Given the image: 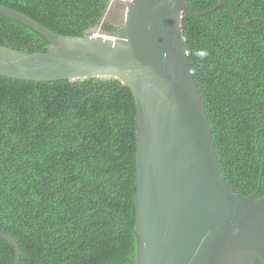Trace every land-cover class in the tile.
Listing matches in <instances>:
<instances>
[{"label":"trees","instance_id":"16d2710c","mask_svg":"<svg viewBox=\"0 0 264 264\" xmlns=\"http://www.w3.org/2000/svg\"><path fill=\"white\" fill-rule=\"evenodd\" d=\"M60 36L97 29L109 0H0ZM183 34L231 189L264 196V0H188ZM226 5L239 18L237 21ZM244 22V23H243ZM125 37L119 25L102 26ZM0 45L50 42L0 13ZM194 49H207L200 61ZM133 91L113 77L25 81L0 75V232L18 264H137ZM0 238V264H13ZM258 264H262L258 262Z\"/></svg>","mask_w":264,"mask_h":264},{"label":"water","instance_id":"95a60500","mask_svg":"<svg viewBox=\"0 0 264 264\" xmlns=\"http://www.w3.org/2000/svg\"><path fill=\"white\" fill-rule=\"evenodd\" d=\"M222 5L196 13L188 0H132L119 42L56 35L0 2L1 14L51 44L38 53L0 45V75L34 82L113 77L133 91L137 264H264V196L235 193L223 175L183 34L186 12L201 16ZM0 238L18 264L16 239L7 232Z\"/></svg>","mask_w":264,"mask_h":264},{"label":"clouds","instance_id":"9594fccd","mask_svg":"<svg viewBox=\"0 0 264 264\" xmlns=\"http://www.w3.org/2000/svg\"><path fill=\"white\" fill-rule=\"evenodd\" d=\"M110 1V5H109V7L112 5V4H114V3H121V4H123V6L125 5V3H129V2H111V0H109ZM131 2V1H130ZM107 8L106 9V11H109L110 10V8ZM112 8V7H111ZM106 15V14H105ZM105 18H102V21L104 20ZM102 21H101V24H100V26L102 25ZM124 22H125V17L123 18V22L121 23V25H119L120 27H122L123 29H124V27H123V24H124ZM100 26L97 28V31H95V30H92L91 31V33L90 34H88V35H97L98 37H101V38H103V39H111V40H115V41H119L120 40V35H118V34H112V33H108V32H105L102 28H100ZM99 29V30H98ZM125 32V31H124ZM104 34H107V35H110L111 37H113V38H104L103 37V35ZM87 35V36H88ZM125 38V37H124ZM120 42V41H119ZM193 53H194V55L200 60V61H206V59H207V57L209 56V52L207 51V49H194L193 50Z\"/></svg>","mask_w":264,"mask_h":264},{"label":"rangeland","instance_id":"374dc122","mask_svg":"<svg viewBox=\"0 0 264 264\" xmlns=\"http://www.w3.org/2000/svg\"><path fill=\"white\" fill-rule=\"evenodd\" d=\"M120 16H123V18L124 17L126 18V7L125 6L122 8H110V10L105 15V19L102 21V25L100 26V28H103L102 26L106 24L120 25L118 24L120 22L117 21ZM95 31H97V29Z\"/></svg>","mask_w":264,"mask_h":264},{"label":"flooded vegetation","instance_id":"af4514ba","mask_svg":"<svg viewBox=\"0 0 264 264\" xmlns=\"http://www.w3.org/2000/svg\"><path fill=\"white\" fill-rule=\"evenodd\" d=\"M111 7H112V8H122V7H123V4H121V3H114V4H112L109 8H111ZM107 12H108V11H105V12H104L102 18H105V14H107ZM117 21L120 22V23H118V24L121 25V23L123 22V16H120V17L118 18ZM124 40H125V38L122 37V36H120V41H124Z\"/></svg>","mask_w":264,"mask_h":264},{"label":"built area","instance_id":"2783aa9c","mask_svg":"<svg viewBox=\"0 0 264 264\" xmlns=\"http://www.w3.org/2000/svg\"><path fill=\"white\" fill-rule=\"evenodd\" d=\"M132 0H111V2H130ZM104 38H113L110 35L104 34L103 35Z\"/></svg>","mask_w":264,"mask_h":264}]
</instances>
